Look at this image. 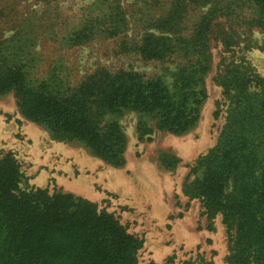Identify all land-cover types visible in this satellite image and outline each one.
<instances>
[{
    "label": "trees",
    "instance_id": "trees-1",
    "mask_svg": "<svg viewBox=\"0 0 264 264\" xmlns=\"http://www.w3.org/2000/svg\"><path fill=\"white\" fill-rule=\"evenodd\" d=\"M141 1L148 7L138 19V41L128 35L122 0H97L76 24L62 22L57 12L41 24L23 21L0 38V98L12 94L25 120L114 168L125 165L121 122L128 115L137 119L139 140L154 130L192 132L207 99L212 41L225 51L241 41L252 48L253 30L264 31V0ZM205 7L185 34L187 14ZM42 35L67 50L112 40L118 55L137 56L158 72L98 67L72 84L57 63L38 76ZM214 82L227 104L225 123L191 169L198 177L186 194L200 200L207 220L221 217L229 234L227 264H264V78L248 63L222 60ZM160 162L172 170L178 159L164 153ZM22 180L15 157L0 152V264H139L143 241L112 213L69 193L24 190Z\"/></svg>",
    "mask_w": 264,
    "mask_h": 264
},
{
    "label": "rangeland",
    "instance_id": "rangeland-1",
    "mask_svg": "<svg viewBox=\"0 0 264 264\" xmlns=\"http://www.w3.org/2000/svg\"><path fill=\"white\" fill-rule=\"evenodd\" d=\"M96 1L0 0V38L12 35L26 19L41 24L54 19L56 12L62 22L76 24ZM122 5L129 19L128 35L138 41L142 34L138 19L148 5L141 0H122ZM207 11L205 7L188 13L184 33L190 34ZM249 40L254 45L249 50L241 41L228 51L219 41H212V70L205 80L207 99L197 127L189 134L178 137L154 130L146 140H139L136 117L128 115L122 120L127 137L122 168L106 165L79 144L59 142L49 131L25 120L12 94L0 98V152L11 153L18 162L22 189L69 193L112 213L129 234L143 241L139 264H227L229 234L221 217L207 220L200 200L187 195L186 186L198 177L191 169L216 144L225 123L227 104L214 82L220 62L243 61L264 78V31L253 30ZM36 51L41 58L38 76L60 63L72 84L98 67L158 72L137 56L118 55L112 40L67 50L42 35ZM164 153L178 159L174 169L161 165Z\"/></svg>",
    "mask_w": 264,
    "mask_h": 264
}]
</instances>
